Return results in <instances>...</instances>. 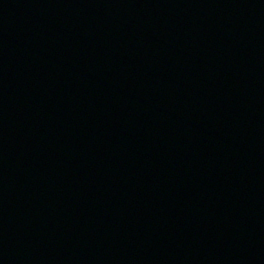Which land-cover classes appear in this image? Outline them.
<instances>
[{
    "label": "water",
    "instance_id": "water-1",
    "mask_svg": "<svg viewBox=\"0 0 264 264\" xmlns=\"http://www.w3.org/2000/svg\"><path fill=\"white\" fill-rule=\"evenodd\" d=\"M0 264H264V0H0Z\"/></svg>",
    "mask_w": 264,
    "mask_h": 264
}]
</instances>
